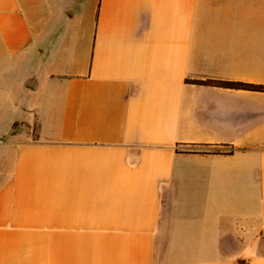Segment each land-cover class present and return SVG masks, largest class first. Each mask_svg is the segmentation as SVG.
<instances>
[{
  "label": "crops",
  "instance_id": "obj_1",
  "mask_svg": "<svg viewBox=\"0 0 264 264\" xmlns=\"http://www.w3.org/2000/svg\"><path fill=\"white\" fill-rule=\"evenodd\" d=\"M213 81L264 0H0V264H264V91Z\"/></svg>",
  "mask_w": 264,
  "mask_h": 264
},
{
  "label": "trees",
  "instance_id": "obj_2",
  "mask_svg": "<svg viewBox=\"0 0 264 264\" xmlns=\"http://www.w3.org/2000/svg\"><path fill=\"white\" fill-rule=\"evenodd\" d=\"M207 83V82H204ZM209 83H215L222 86H233V87H241L244 89L255 90V91H264V85L261 84H250L244 82H231V81H213Z\"/></svg>",
  "mask_w": 264,
  "mask_h": 264
}]
</instances>
